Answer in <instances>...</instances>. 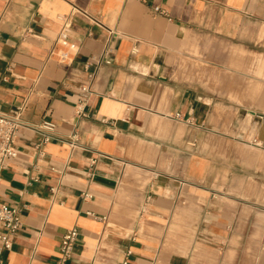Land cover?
I'll return each mask as SVG.
<instances>
[{
  "label": "crops",
  "instance_id": "obj_1",
  "mask_svg": "<svg viewBox=\"0 0 264 264\" xmlns=\"http://www.w3.org/2000/svg\"><path fill=\"white\" fill-rule=\"evenodd\" d=\"M25 102L4 264H56L74 228L67 264H264V0H0V113Z\"/></svg>",
  "mask_w": 264,
  "mask_h": 264
},
{
  "label": "built area",
  "instance_id": "obj_2",
  "mask_svg": "<svg viewBox=\"0 0 264 264\" xmlns=\"http://www.w3.org/2000/svg\"><path fill=\"white\" fill-rule=\"evenodd\" d=\"M4 1L9 2L10 0ZM156 12L166 15V13L160 9H156ZM60 38L63 40L67 39L68 34L63 32ZM110 53L111 48L105 49L98 60H94L92 64L85 67L87 82L81 86L79 98L75 106L76 117L78 119L87 116L86 110L93 94V85L96 81L97 69L102 64H111ZM91 68H94V70H91ZM27 106V102H25L13 108L9 113H0V178L1 172L6 168L7 162L17 156L15 142L20 131L26 126L23 122V115ZM174 119L180 120L181 115L176 114ZM56 129L57 126L54 122L46 120L37 126L35 131L42 136V142L46 144L54 139ZM67 143L73 150L80 148L78 132H74V134L67 139ZM85 197L90 198L89 195ZM88 214L101 221H107L108 219L106 216L98 217L93 213ZM21 227L22 223L18 210L0 201V264H4L3 254L12 250V239ZM79 235L80 233L77 228L68 230L64 233L60 245V256L56 264H67V262L73 258Z\"/></svg>",
  "mask_w": 264,
  "mask_h": 264
}]
</instances>
